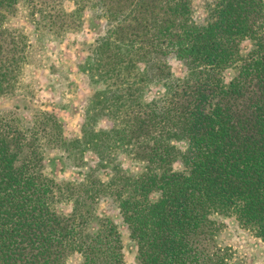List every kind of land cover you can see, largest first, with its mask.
Segmentation results:
<instances>
[{"label": "trees", "instance_id": "16d2710c", "mask_svg": "<svg viewBox=\"0 0 264 264\" xmlns=\"http://www.w3.org/2000/svg\"><path fill=\"white\" fill-rule=\"evenodd\" d=\"M59 2L0 0V99L22 89L40 49L12 19L40 13L61 40L82 27L81 7ZM95 5L112 24L87 70L106 86L95 95L112 123L102 164L111 178L87 167L85 182L59 185L43 171L45 151L64 145L68 159L82 161L80 141H67L48 112L27 124L0 116V264H68L76 255L78 264H125L118 225L98 212L102 196L118 202L139 264H224L213 216L264 242V0H214L204 25L193 20V0ZM171 56L186 67L183 79ZM151 83L165 92L147 102ZM120 156L142 170L124 172Z\"/></svg>", "mask_w": 264, "mask_h": 264}, {"label": "rangeland", "instance_id": "374dc122", "mask_svg": "<svg viewBox=\"0 0 264 264\" xmlns=\"http://www.w3.org/2000/svg\"><path fill=\"white\" fill-rule=\"evenodd\" d=\"M60 0V5L71 12L81 7L83 25L77 33L69 34L64 39H57L44 28L45 21L40 13L33 17L30 12L22 11L12 19L11 27L24 28L30 34L35 50L33 65L25 68V79L22 89L14 97L0 99V116H9L27 124L39 112L54 115L63 126V137L67 140H78L77 159H68L64 145L51 146L45 151L43 171L59 185L72 182L76 185L85 182L87 167L96 169L94 175L106 183L111 175L106 172V128L112 123L106 118L103 100L95 95L106 89L105 84L95 83L87 70L94 61L97 41L106 36L108 24L95 5L96 0L80 1ZM214 0H193V20L204 25L209 20V13ZM79 2V1H78ZM62 3V4H61ZM100 18V19H99ZM108 24V26H107ZM41 46L43 48L41 49ZM243 52L247 53L250 43L245 42ZM168 64L176 78L183 79L187 69L183 63L171 56ZM234 71L226 72V80L233 77ZM165 92L161 83H151L145 92V100L151 102L163 96ZM178 146L185 148L184 142ZM123 171L135 175L142 166L123 157ZM80 164V167L78 166ZM101 165V166H99ZM64 213H71L73 204H60ZM98 212L102 217H109L118 225L122 234L125 264H139L137 260V244L130 238V233L119 211L118 202L102 196ZM217 231L215 243L225 257L224 264H264V242L251 236L239 227L232 218L213 216ZM78 255L72 257L68 264H78Z\"/></svg>", "mask_w": 264, "mask_h": 264}]
</instances>
